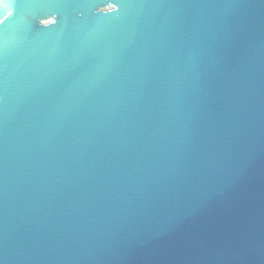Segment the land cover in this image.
Masks as SVG:
<instances>
[{
    "label": "water",
    "instance_id": "95a60500",
    "mask_svg": "<svg viewBox=\"0 0 264 264\" xmlns=\"http://www.w3.org/2000/svg\"><path fill=\"white\" fill-rule=\"evenodd\" d=\"M0 264H264V0H0Z\"/></svg>",
    "mask_w": 264,
    "mask_h": 264
}]
</instances>
